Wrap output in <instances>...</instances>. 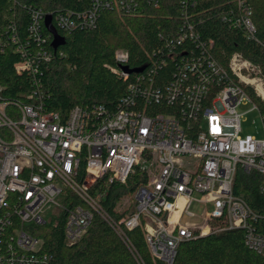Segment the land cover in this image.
Instances as JSON below:
<instances>
[{
	"label": "built area",
	"instance_id": "obj_1",
	"mask_svg": "<svg viewBox=\"0 0 264 264\" xmlns=\"http://www.w3.org/2000/svg\"><path fill=\"white\" fill-rule=\"evenodd\" d=\"M161 1L93 0L81 12L58 13L56 22L65 32L87 30L103 10L137 15L145 7H160ZM197 2L180 0L176 34H160L162 44L150 55L146 75L137 76L115 111L76 106L62 116L46 109L41 76L52 55L42 24L50 13L29 7V39L22 38L16 22L0 30V53L12 45L20 55L15 71L26 73L32 83L20 102L5 100L0 86V264H51L33 231L58 221L63 211L68 245L79 242L99 216L139 264L144 263L126 230L140 228L152 257L166 264L174 262L182 243L229 229L243 230L246 245L264 256V138L241 136L243 113L238 111L248 104L259 110L247 90L262 98L264 78L241 53L230 57L228 67L214 58L213 41L202 39L192 22ZM238 6L233 25L253 38L252 11L243 0ZM115 57L126 65L129 53L120 49ZM169 60L173 78L156 85L154 75ZM158 104L173 113L145 112ZM137 168L147 172L148 180L134 195L133 212L116 220L95 195L96 184L104 178L125 184ZM239 170L260 176L259 209L234 193ZM193 203L211 209L198 223H182L185 216H196Z\"/></svg>",
	"mask_w": 264,
	"mask_h": 264
},
{
	"label": "trees",
	"instance_id": "obj_2",
	"mask_svg": "<svg viewBox=\"0 0 264 264\" xmlns=\"http://www.w3.org/2000/svg\"><path fill=\"white\" fill-rule=\"evenodd\" d=\"M93 0H0V30L10 22H16L22 38L29 39L28 27L31 22L29 7L53 15L54 25L65 45L57 51L52 48V36L43 29L47 38L46 49L52 59L43 68L41 87L47 110L66 116L76 106L91 109L104 105L115 111L122 98L130 92L129 86L137 76L146 75L151 64L150 55L162 44L160 34L175 35L180 23V0H162L158 8L145 7L141 14L120 15L115 11L103 10L96 26L87 30L65 32L56 22L60 12H81L90 7ZM191 11L192 22L204 40H212L211 51L214 58L228 67L230 57L238 52L259 66L264 78V0H243L252 11V21L256 27L253 38L233 25L238 15L239 0H197ZM223 16L227 19L223 20ZM126 50L129 68L145 66L141 73H120L122 65L117 62V50ZM20 55L10 44L0 53V86L5 100L20 102L32 83L26 73L18 74L14 69ZM174 63L169 60L166 67L154 75L156 85L164 86L173 78ZM124 71V70H123ZM248 93L258 105L264 117V100L254 89ZM173 108L164 104L146 107L147 114L173 113ZM148 180L146 171L137 168L125 184L110 183L106 178L96 184L94 192L102 206L116 220L133 212L134 195ZM260 176L246 174L239 170L234 193L243 196L254 209H259L262 197L258 193ZM129 198L127 204L122 201ZM63 211L58 221L37 226L33 234L43 240V251L51 256V264H139L128 245L114 229L96 216L84 237L73 245H68L64 235ZM136 255L144 264H166L155 260L140 228L126 230ZM172 264H264V256L251 250L245 243V233L241 229H229L182 243Z\"/></svg>",
	"mask_w": 264,
	"mask_h": 264
},
{
	"label": "rangeland",
	"instance_id": "obj_3",
	"mask_svg": "<svg viewBox=\"0 0 264 264\" xmlns=\"http://www.w3.org/2000/svg\"><path fill=\"white\" fill-rule=\"evenodd\" d=\"M263 99V98H262ZM253 108L252 104L242 105L239 107L238 111L243 113L241 118V136L246 137L247 135H251L256 139L264 138V124L260 115L259 110H251ZM130 197L126 198L125 201H130ZM211 207L209 205H198L193 203L190 206L191 212H193L196 216L194 218H190L185 216L183 218L182 223H198L200 222L201 216L205 213L206 210H210Z\"/></svg>",
	"mask_w": 264,
	"mask_h": 264
},
{
	"label": "water",
	"instance_id": "obj_4",
	"mask_svg": "<svg viewBox=\"0 0 264 264\" xmlns=\"http://www.w3.org/2000/svg\"><path fill=\"white\" fill-rule=\"evenodd\" d=\"M44 24H45L46 30L52 36V43H51L52 48L54 49V51H57L59 47L65 45V38L59 34L56 27L54 26L52 15L48 14L45 17ZM122 69L129 74L141 73L144 71L145 66L131 69L127 65H122Z\"/></svg>",
	"mask_w": 264,
	"mask_h": 264
},
{
	"label": "bare ground",
	"instance_id": "obj_5",
	"mask_svg": "<svg viewBox=\"0 0 264 264\" xmlns=\"http://www.w3.org/2000/svg\"><path fill=\"white\" fill-rule=\"evenodd\" d=\"M262 98L264 99V90H261Z\"/></svg>",
	"mask_w": 264,
	"mask_h": 264
}]
</instances>
